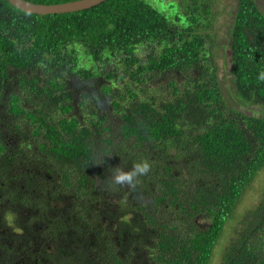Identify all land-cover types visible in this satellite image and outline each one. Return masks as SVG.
I'll return each mask as SVG.
<instances>
[{"label": "trees", "instance_id": "obj_1", "mask_svg": "<svg viewBox=\"0 0 264 264\" xmlns=\"http://www.w3.org/2000/svg\"><path fill=\"white\" fill-rule=\"evenodd\" d=\"M172 5L0 0V264L213 262L264 168V11L237 0L220 48L222 0ZM230 231L219 264H264V184Z\"/></svg>", "mask_w": 264, "mask_h": 264}, {"label": "rangeland", "instance_id": "obj_2", "mask_svg": "<svg viewBox=\"0 0 264 264\" xmlns=\"http://www.w3.org/2000/svg\"><path fill=\"white\" fill-rule=\"evenodd\" d=\"M150 2H152L157 8L161 9V10H172L173 11V3L175 0H149ZM223 4H224V10H225V14L220 17L219 20V32L221 34V37L218 39V44L219 47L221 48L225 42L227 41L226 37L224 35L228 34L229 32V28L230 25L228 24V22H230L232 20V14L233 12H235L236 7H237V0H222ZM259 7L264 11V0H257ZM227 12V13H226ZM229 12V13H228ZM229 43V41H227V44ZM229 52V48L228 45L225 48L221 49V53L220 55L217 57V62H218V66H219V78H220V82H221V86L227 96V99L229 100L230 104H234L233 98H232V94L235 92L234 90V85L232 83V76H231V68H232V64L229 61V57H224L225 54H227ZM153 78V77H151ZM155 79V80H153ZM153 85L155 87H159L158 86V81L156 78H153ZM148 87L151 88L152 86H146L143 87V89H146ZM86 89V88H85ZM91 89V86H90ZM136 90L139 92V88ZM142 91V90H141ZM142 95V94H141ZM108 103V100H107ZM251 109H256L257 111L260 110V108L258 106H251ZM263 184H264V168L262 169V171L260 172V174L258 175V179H256L255 181H253L248 188L246 189V195L243 198V200L240 202L239 207L236 209L235 211V218L230 220L228 222V226L226 229V232L224 234V236L222 237V239L219 242V246L217 247L218 249L215 251V255L212 259V263L211 264H219L222 254H223V248L225 247V245L227 244V242L229 241L230 237L232 236L231 233L232 231V225L234 224L235 220L239 219L242 217L245 208L254 204L255 201L259 198V194L262 192V188H263ZM198 221L199 224L201 226H204L206 224L205 220L203 218H201L200 216H198ZM130 244H128V247L125 248V252L129 251L130 249ZM134 250H136L137 252H141L136 256V260L137 262H145V256H144V248L142 247H136ZM146 253V252H145ZM144 258V260H143ZM144 264H149L148 261Z\"/></svg>", "mask_w": 264, "mask_h": 264}, {"label": "water", "instance_id": "obj_3", "mask_svg": "<svg viewBox=\"0 0 264 264\" xmlns=\"http://www.w3.org/2000/svg\"><path fill=\"white\" fill-rule=\"evenodd\" d=\"M24 11L37 13V14H53V13H65V12H74L78 10H83L96 6L105 0H72L63 3H35L29 0H8Z\"/></svg>", "mask_w": 264, "mask_h": 264}]
</instances>
